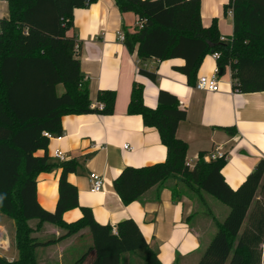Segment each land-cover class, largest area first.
Here are the masks:
<instances>
[{
	"label": "trees",
	"instance_id": "1",
	"mask_svg": "<svg viewBox=\"0 0 264 264\" xmlns=\"http://www.w3.org/2000/svg\"><path fill=\"white\" fill-rule=\"evenodd\" d=\"M9 15L0 19V214L15 225L17 260L0 256V264H37V251L90 229L92 243L72 264H161L156 250L146 242L138 225L126 219L116 232L98 224L91 209L79 206L77 187L68 181L78 161L62 162L59 199L54 212L45 210L37 199V177L59 167L50 161L45 136L63 135L62 118L97 113L112 115L117 94L104 90L98 95L102 110L93 107L88 83L81 73L75 52L77 42L69 37L75 9L97 0H5ZM119 11L134 13L143 22L132 32L127 28L125 46L137 53L140 62L150 59H182L175 70L186 76L190 86L197 82L199 68L209 54L219 53L221 73L233 69L238 93L264 92V0H231L234 35L220 41L216 21L204 27L201 0H114ZM153 82L155 73L140 69ZM64 91L59 93V87ZM128 114L143 118L145 127L155 128L168 157L163 163L142 168L127 167L114 181L122 202L139 201L149 189L179 181L183 189L171 186L173 200L190 193L213 196L230 208L223 223L197 264H262L264 244V159L236 190L226 182L222 170L226 155L206 161L202 153L193 168L186 161L188 145L177 138L179 124L187 118L179 99L160 91L156 109L143 101V86L134 84ZM229 133L235 130L228 128ZM38 151H45L37 156ZM81 208L82 217L67 223L66 212ZM50 223L64 230L60 238L32 237L30 220Z\"/></svg>",
	"mask_w": 264,
	"mask_h": 264
},
{
	"label": "crops",
	"instance_id": "2",
	"mask_svg": "<svg viewBox=\"0 0 264 264\" xmlns=\"http://www.w3.org/2000/svg\"><path fill=\"white\" fill-rule=\"evenodd\" d=\"M230 1L201 0V21L204 27L216 21L220 35L231 39L234 18L229 10L225 12ZM8 15V3L0 0V17ZM139 22L134 13L122 14L114 0H97L86 8L75 9L68 36L75 38L79 46L81 73L88 83L93 107L99 103L101 91L111 90L117 94L115 110L112 115L90 113L62 118L63 135L50 140L46 152L50 161L59 167L37 177V199L45 210L55 211L62 162L54 157V151L59 149L65 156L64 162L78 161V167L68 175V181L77 187L79 206L91 209L98 224L109 225L116 232L121 221L130 219L138 225L147 244L156 250L161 264H197L203 246L202 233L210 226L208 218L213 223L217 221L212 212L209 217L199 215L201 207L208 206L207 194L190 193L173 200L171 186L174 181H168L162 188L149 189L139 201L125 205L115 191L114 181L125 168L163 163L168 157L159 132L145 127L141 116L128 114L133 86L135 83L143 86L144 104L152 109L158 106L160 91L179 99L187 118L179 124L177 138L188 145L187 163L193 168L202 153L206 156L216 152L226 155L222 174L234 190L264 159V92H235L231 65L219 75L220 91L211 93L196 90L188 84L185 75L175 70L185 64L182 59L158 61L153 58L140 62L137 53L129 52L119 40V34L124 33L125 28L132 32ZM216 67L217 61L212 54L207 55L197 79L211 77ZM140 69L155 73L157 81L139 74ZM63 91V87H59V93ZM228 128L235 133H229ZM36 154L43 156L45 151ZM93 172L103 178L100 193L90 189ZM80 207L66 212L64 220L67 223L79 220L82 217ZM9 220L0 214V256L13 262L18 259L19 252L15 225ZM28 224L34 230L32 237L38 240L60 238L67 233L50 223L39 227L40 222L36 219ZM91 243L90 229L86 228L39 249L37 264H72L80 246ZM75 245L77 251L72 250Z\"/></svg>",
	"mask_w": 264,
	"mask_h": 264
},
{
	"label": "built area",
	"instance_id": "3",
	"mask_svg": "<svg viewBox=\"0 0 264 264\" xmlns=\"http://www.w3.org/2000/svg\"><path fill=\"white\" fill-rule=\"evenodd\" d=\"M229 14L233 15V9H229ZM143 22H139L138 27H142ZM119 40L124 43L125 42V33H120L119 34ZM231 39L227 38L225 36H221L220 37V41L221 42H229ZM75 52L78 54L79 53V46L76 45L75 47ZM213 58L217 61L220 58V54L219 53H214ZM221 71L217 65L214 74L211 77H207V76H201L197 79L196 84L193 86L196 90L199 91H208L211 93H217L220 91V86H219V75H220ZM235 84V81H234ZM235 92H237V90H235ZM95 108L102 110L104 108V105L102 103H98L94 106ZM45 136L49 139L52 140L55 137L45 133ZM126 149L132 150V148H130L129 146H125ZM223 156H225L224 154H221L219 152H216L214 154L211 155H207L204 159L206 161H212V160H216L218 158H222ZM54 157L58 160H60L61 162L65 161V156L62 153V151H60L59 149H57L56 151H54ZM226 160H227V156ZM103 178L101 175H99L96 172L91 173L90 175V189L93 193H100L103 191Z\"/></svg>",
	"mask_w": 264,
	"mask_h": 264
},
{
	"label": "rangeland",
	"instance_id": "4",
	"mask_svg": "<svg viewBox=\"0 0 264 264\" xmlns=\"http://www.w3.org/2000/svg\"><path fill=\"white\" fill-rule=\"evenodd\" d=\"M1 19L3 17H0ZM177 185L178 189L182 190L183 189V185H181V183L179 181H174L173 182V186ZM207 202H208V206L206 207V204L204 205V207H201V214H199L200 216H206L209 217V213L212 212L213 216H215L217 218V221L223 223L224 220L226 219L227 215L230 212V208L226 205H224L223 203L219 202L217 199H215L213 196L207 195ZM4 217V216H2ZM7 219V218H6ZM208 222H210V226H208L207 229H205L202 233V238H203V246L201 249V253H200V258L203 254V252L205 251V249L207 248L208 244L211 242L212 238L214 237L215 233L217 232V227L215 225V223H213L209 218H208ZM10 223H12L11 220H9ZM14 229V228H13ZM14 233V231H13ZM12 233V241H13V245H14V234ZM82 246V248H81ZM79 248V251L76 250L77 246L75 245L72 250H76L77 252L75 255V258L73 259L72 263L74 262V260H76L77 258L81 257L83 255V253L85 252L87 246L85 245H81ZM14 247V246H13ZM15 248V247H14ZM74 253V252H71Z\"/></svg>",
	"mask_w": 264,
	"mask_h": 264
}]
</instances>
